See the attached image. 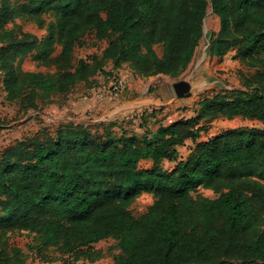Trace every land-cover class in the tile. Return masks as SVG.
I'll use <instances>...</instances> for the list:
<instances>
[{
	"label": "trees",
	"instance_id": "16d2710c",
	"mask_svg": "<svg viewBox=\"0 0 264 264\" xmlns=\"http://www.w3.org/2000/svg\"><path fill=\"white\" fill-rule=\"evenodd\" d=\"M0 3L1 83L6 99L23 108L37 99L44 107L63 103L78 84L91 91L100 85L97 75L111 76L122 66L137 77H173L192 61L208 8L219 19L210 56L237 48L238 60L251 68L239 72L244 89L203 97L195 117L164 123L156 109L143 110L134 114L139 132L126 127L125 119L60 121L53 135L42 132L5 147L0 239L29 230L42 246L73 256L72 262L96 258L100 251L92 245L112 239L120 250L115 264H264V127L228 128L197 141L201 128L195 126L217 117L264 125V0ZM51 10L57 36L38 39L16 26L6 28L18 14L39 19ZM87 32L113 37L99 55L75 60L74 48ZM156 45L162 46L160 56ZM27 55L54 71L22 70L20 60ZM186 140L193 146L182 158L178 147ZM143 161L150 165L140 167ZM162 161L175 164L165 171ZM200 187L217 195L193 197ZM143 192L156 200L134 217L122 201ZM0 264H23L21 250L6 238L0 241Z\"/></svg>",
	"mask_w": 264,
	"mask_h": 264
},
{
	"label": "rangeland",
	"instance_id": "374dc122",
	"mask_svg": "<svg viewBox=\"0 0 264 264\" xmlns=\"http://www.w3.org/2000/svg\"><path fill=\"white\" fill-rule=\"evenodd\" d=\"M10 1L15 7L24 3V0ZM54 13L55 11L51 10L49 14L42 15L39 19L25 14H18L14 18L13 23L9 22L6 24V28L16 26L22 31L35 35L38 39H43L45 36H57V24L56 18L53 16ZM201 25L204 35L197 44L192 61L194 58L204 56L198 74V80L205 79L203 71L208 74V78L204 92L186 103L178 102L173 98L169 83L185 74L189 66L183 71L177 72L173 77L163 74L137 77L131 73L132 71L127 66H122L119 70L122 71V75H124L126 79H128V77L131 78L130 74H132L136 80H139V86L143 88L142 98L140 99V97L136 96V99L130 97L133 100H129L128 97H126V95L129 94V90L126 87L127 84H125V82L122 91L117 94L118 96H109L104 90L111 83L112 77L115 76L114 74L117 75L115 71L109 77L108 81L102 79L105 82L102 81L100 83L98 87L101 88L95 87L98 88L96 90H100L103 95L95 96L91 91L94 98L99 100V103L105 102V100L109 101V103L105 104L108 106L103 107L102 109H87L84 114L81 115L71 111L70 105L63 109L65 105L64 102H58L57 106H54L53 109L49 107L45 108L46 106L44 107V104L38 99L36 101L37 103L24 108L21 107L17 101L9 102L6 99V93L4 92L1 83L2 75L0 73V153L5 147L14 145L35 134L45 132L53 135L57 123L60 121L100 122L109 121L112 118L119 120L125 119L126 121L131 120L132 122L130 124H126V121L122 122L126 127L134 126L139 132L141 131V129L138 128L140 120L134 115V112L140 113L143 109L151 110L154 108L158 111L156 113V118L164 123H168L171 120L195 117V112L199 108L197 103L203 97H208L219 92L228 93L236 88L244 89L246 79L244 76H240L239 72H245L251 70V68L238 60L237 48L230 49L228 53L220 57H212L208 52L210 38L219 30V19L211 13L209 8L206 16L201 20ZM112 37L113 35H110L104 39H97L92 32H87L83 37V41L77 44L74 48L75 60L90 58L92 55H99ZM154 49L159 56L162 54L161 45L154 46ZM58 50L59 46H56L55 52ZM19 65L24 71L43 73L54 71L53 67L38 65L30 58V55L21 59ZM110 65L111 62L108 61L106 67L109 68ZM98 76L99 75L96 76L97 81L99 80V78H97ZM120 78L123 80L122 77ZM83 89L84 87H81L77 92H80ZM62 100L65 101V99ZM58 104L60 105L59 107ZM149 125H153L152 120L149 121ZM195 126L201 128L197 135L199 136L197 141H203L212 136L218 135L220 132L228 128L264 127L259 121L247 120L240 117L233 119L221 117L213 119L203 118L197 121ZM192 146V142L186 140L184 145L179 147L180 157L185 158ZM174 164V162L162 161L160 166L165 171H170ZM149 165L150 163L148 161L140 163V167H148ZM196 195L213 198L217 194L211 189L200 187L192 193L193 197ZM155 200L156 197L152 193L143 192L138 194L131 202L125 203L122 201V204L132 216L138 217L144 214ZM5 238L7 239L8 244L21 250L23 254V264H115L120 257V250L116 247L115 242L112 239L100 240L92 245L94 250L100 251V255L96 258L90 260L88 258L80 257L75 262H72L73 256L62 254L52 246H42L40 241L35 237V233H32L29 230L7 232L1 236L0 241Z\"/></svg>",
	"mask_w": 264,
	"mask_h": 264
},
{
	"label": "crops",
	"instance_id": "0c3cea01",
	"mask_svg": "<svg viewBox=\"0 0 264 264\" xmlns=\"http://www.w3.org/2000/svg\"><path fill=\"white\" fill-rule=\"evenodd\" d=\"M105 70L106 71H110L111 70V66L109 68L106 67ZM115 73H117V75L122 77L124 82H125V84H127L126 87L129 90V94H127L126 97H128L129 100H133L130 97H133V98L136 99V96L140 97V99L142 98V96H143V88H141L139 86V80H136L132 76V74H130L131 78L128 77V79H126V77L124 75H122V71H120L119 69ZM114 75H116V74H114ZM109 77L110 76H104L103 74H99V76L97 77V78H99V80L97 82L100 84L102 81L105 82L104 80L108 81ZM102 79H104V80H102ZM81 87H84V89L81 90L80 92H77V90L80 89ZM137 94L140 95V96H138ZM106 103H109V101L105 100V102H100L99 103V100H96L94 98V95L91 93V91L89 89H87V87L84 86L83 83H80L68 94L66 101H64L65 105L63 104L64 105L63 109L67 108L70 105L71 111L81 115V114H84V112L87 109H92V108L93 109H95V108L96 109H102L103 107L108 106V105H105ZM54 106H57V102L49 104L45 108L49 107V108L53 109ZM59 106L60 105L58 104V107ZM113 121L121 122L122 119L119 120V119H116V118H112L109 121H100V122H113ZM100 122H90V123H100ZM178 152H179V147H178Z\"/></svg>",
	"mask_w": 264,
	"mask_h": 264
},
{
	"label": "water",
	"instance_id": "95a60500",
	"mask_svg": "<svg viewBox=\"0 0 264 264\" xmlns=\"http://www.w3.org/2000/svg\"><path fill=\"white\" fill-rule=\"evenodd\" d=\"M203 60L204 56L194 58L187 72L180 78L172 80L169 83L171 94L176 101L186 103L204 92L208 74L203 71L205 79L198 80V74Z\"/></svg>",
	"mask_w": 264,
	"mask_h": 264
},
{
	"label": "built area",
	"instance_id": "2783aa9c",
	"mask_svg": "<svg viewBox=\"0 0 264 264\" xmlns=\"http://www.w3.org/2000/svg\"><path fill=\"white\" fill-rule=\"evenodd\" d=\"M123 87H124V81L120 78V76L115 75L112 77L111 83L107 86V88L104 91H106L109 96L116 97L118 96L117 94H119L122 91ZM98 88H101V87H98ZM98 88H92L91 91L93 92L95 96L103 95V93L100 92V90L99 91L96 90ZM143 110H146V109H143ZM135 113L137 112H134V114Z\"/></svg>",
	"mask_w": 264,
	"mask_h": 264
}]
</instances>
